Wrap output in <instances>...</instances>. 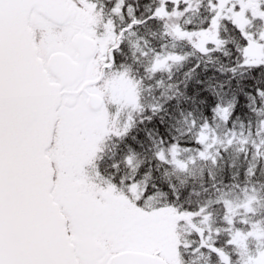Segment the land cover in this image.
Instances as JSON below:
<instances>
[{"label":"snow or ice","instance_id":"obj_1","mask_svg":"<svg viewBox=\"0 0 264 264\" xmlns=\"http://www.w3.org/2000/svg\"><path fill=\"white\" fill-rule=\"evenodd\" d=\"M0 264H264V0H0Z\"/></svg>","mask_w":264,"mask_h":264}]
</instances>
